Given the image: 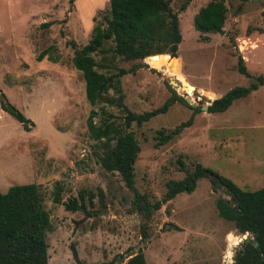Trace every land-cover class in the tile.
<instances>
[{
  "label": "rangeland",
  "instance_id": "obj_1",
  "mask_svg": "<svg viewBox=\"0 0 264 264\" xmlns=\"http://www.w3.org/2000/svg\"><path fill=\"white\" fill-rule=\"evenodd\" d=\"M168 1L180 33L173 64L166 65V54L148 56L147 62L115 58L109 71L136 66L119 77L122 103L134 113L160 105L168 87L197 110L189 126L156 147L155 131L187 119L189 107L174 102L139 127L130 126L139 147L133 189L149 203L158 201L168 180L180 179L198 162L241 189L255 190L264 185V84L223 112L207 113L201 106L249 83L236 71L238 56L250 75H264V0H224L221 32L206 34L205 41L193 29L192 17L207 0ZM107 11V0H0V91L31 122L23 131L0 110V192L12 184L38 186L48 217L47 264H76L70 246L79 264H123L136 252L145 264L232 262L242 238L250 236L216 215L214 200L229 199L221 185L200 177L191 192L176 194L144 218L133 192L97 162L99 148L85 128L89 106L83 82L70 59ZM48 45L57 61L45 56L36 61ZM168 76L180 88L168 84ZM105 110L120 122L119 110L108 105ZM54 185L58 203L52 201ZM78 192L86 195L92 215L64 208Z\"/></svg>",
  "mask_w": 264,
  "mask_h": 264
},
{
  "label": "trees",
  "instance_id": "obj_2",
  "mask_svg": "<svg viewBox=\"0 0 264 264\" xmlns=\"http://www.w3.org/2000/svg\"><path fill=\"white\" fill-rule=\"evenodd\" d=\"M107 6L108 11L103 23L93 25L89 39L85 44L73 49L70 59L71 65L80 73L83 81V94L89 106L85 128L88 138L99 148V166L104 171L115 172L126 189L133 192L138 202L137 210L144 218H148L152 211L176 194L191 192L200 177L209 178L213 185H221L229 199L218 197L214 200L216 215L229 222L239 234L247 233L250 236L239 243L232 256V264H264V185L251 191L241 189L229 179L194 162L192 170H184L180 179L166 182L165 190L158 201L149 203L134 191L133 164L139 147L132 129H129L130 126L133 124L139 127L152 116L164 113L174 102L189 107L192 113L187 119L170 129L155 131L153 146L156 147L173 139L183 128L189 126L192 114L197 108L186 104L184 99L168 86L169 96L160 105L149 110L134 113L122 103L119 77L133 73L136 66L117 68L115 72H110L109 69L114 68L112 61L115 58L139 61L148 56L166 54V65L171 66L176 59L174 56L180 41L177 13L170 8L168 0H107ZM178 9L183 10L184 5L180 4ZM226 12L224 0H207L198 7L192 17V26L199 33L200 40H207L208 33L221 32ZM69 44L74 47L72 43ZM43 56L47 61H57L52 45L40 50L34 58L40 61ZM95 56L98 59H95ZM235 68L237 73L250 78L249 83L229 88L219 97L212 99L205 106L207 113L223 112L235 99L245 97L257 86L264 84V75H250L239 56ZM109 90L112 91L110 96ZM105 105L115 107L121 112L120 122H116L113 114L105 110ZM0 110L15 119L23 131L29 130L30 120L7 102L1 91ZM95 117H98L96 123L93 121ZM177 162L181 168V161ZM213 177H216L219 183H216ZM58 191L59 188L54 185L52 201L55 203L59 202ZM85 196L83 192H78L76 197L67 198L63 203L64 208L92 215L94 212L85 208ZM47 229L48 217L42 208L36 184H12L0 192V264H47ZM70 254L73 261L79 264L72 246ZM123 264H145V261L142 254L136 252Z\"/></svg>",
  "mask_w": 264,
  "mask_h": 264
},
{
  "label": "water",
  "instance_id": "obj_3",
  "mask_svg": "<svg viewBox=\"0 0 264 264\" xmlns=\"http://www.w3.org/2000/svg\"><path fill=\"white\" fill-rule=\"evenodd\" d=\"M144 61L147 62V59L145 58ZM154 69H155V68H154ZM168 84H170L171 86H173L175 89H176V88H180V85L176 82V80H175V79H172L170 76H168ZM184 101H187V102L191 105V102H190V100H189L188 97H185V98H184ZM201 108H202L203 110H205V105H202ZM213 178L216 180V183H219V181H218V179H216V177H213ZM235 204H236V203H235ZM246 234H247V233H246ZM242 239H245V237H243ZM253 244L256 245V242L253 241ZM234 253H235V251L233 252V254H234ZM226 264H232V262H228V263H226Z\"/></svg>",
  "mask_w": 264,
  "mask_h": 264
},
{
  "label": "crops",
  "instance_id": "obj_4",
  "mask_svg": "<svg viewBox=\"0 0 264 264\" xmlns=\"http://www.w3.org/2000/svg\"><path fill=\"white\" fill-rule=\"evenodd\" d=\"M83 82V81H82ZM83 96H84V94H83ZM85 99V98H84ZM86 101V100H85Z\"/></svg>",
  "mask_w": 264,
  "mask_h": 264
}]
</instances>
